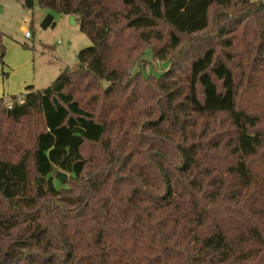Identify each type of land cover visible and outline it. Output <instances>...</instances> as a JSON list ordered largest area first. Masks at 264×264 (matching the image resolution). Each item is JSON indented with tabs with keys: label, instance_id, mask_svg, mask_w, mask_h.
Listing matches in <instances>:
<instances>
[{
	"label": "trees",
	"instance_id": "trees-1",
	"mask_svg": "<svg viewBox=\"0 0 264 264\" xmlns=\"http://www.w3.org/2000/svg\"><path fill=\"white\" fill-rule=\"evenodd\" d=\"M17 1L91 45L0 99V264H264V3Z\"/></svg>",
	"mask_w": 264,
	"mask_h": 264
},
{
	"label": "rangeland",
	"instance_id": "rangeland-1",
	"mask_svg": "<svg viewBox=\"0 0 264 264\" xmlns=\"http://www.w3.org/2000/svg\"><path fill=\"white\" fill-rule=\"evenodd\" d=\"M256 2H263L264 0H253ZM17 0H0V14L3 20L0 19V31L3 32L7 39L3 40L8 54L9 63L17 61L24 62L36 56V80L46 77H52L48 83L42 85L37 81V88L42 90L51 85V83L58 77L60 68L68 67L71 70L78 68L76 59L77 53L91 45L89 39L80 31L78 19H75V25H71L69 17L63 16L62 20L56 19V27L54 29L43 30L40 27V22L46 14L39 8L35 7L31 12L19 11L22 7ZM17 10L15 13L14 10ZM30 19L31 25L28 28L30 34H33L32 39L25 40L23 30V18ZM16 45L17 48L12 49L11 45ZM33 46V47H32ZM20 48V49H19ZM145 62L142 63L143 75L146 77L150 75L157 78L167 68L166 63H159L151 61L150 52H146L144 56ZM151 61V62H150ZM137 70V68H134ZM52 72L55 75H47V72ZM30 72V67H29ZM57 72V73H56ZM26 71L9 72L8 62L5 60L4 65L0 63V77H9L10 85H15L19 79L26 75ZM45 74V75H42ZM37 89V90H38ZM39 118H32L30 120V129L36 125ZM31 132V130H30ZM57 180V179H56ZM58 181V180H57ZM60 184V183H59ZM61 185V184H60Z\"/></svg>",
	"mask_w": 264,
	"mask_h": 264
},
{
	"label": "crops",
	"instance_id": "crops-1",
	"mask_svg": "<svg viewBox=\"0 0 264 264\" xmlns=\"http://www.w3.org/2000/svg\"><path fill=\"white\" fill-rule=\"evenodd\" d=\"M19 4H21V2ZM21 7H22V4H21ZM9 8H11V7H9ZM0 9H1V5H0ZM11 10H14L15 13L17 12V10L14 8H11ZM21 10L26 11L23 8H21L19 11H21ZM42 11L45 12L44 10H42ZM26 12H29V11H26ZM68 17L69 16H66V18H68ZM25 18L26 17H24L23 20ZM58 18H59V20H62L63 16H56V19H58ZM0 19H1V21L3 20L2 14H0ZM0 24H1V22H0ZM22 29H23V27L19 29L20 32L22 31ZM3 35H4L3 40L7 39L4 33H3ZM32 37H33V34H31L29 38L24 37V39L29 40V39H32ZM11 46H12V49L17 48V46L15 44L11 45ZM5 60L8 62V67H9L10 73L20 72L23 70H25L27 73H26V75H24L21 79H19L17 81L16 86L13 85V83H12V85H10L9 77H7L5 79L1 76L0 77V99H5V98H9V97H17L21 94H25V93H27L26 89L28 87H33L34 90H37L38 89L37 88V81L39 83H41L42 85H44V84L48 83V81H50V79H53V76L52 77L47 76V80H46V77L44 76V77L36 80V56L35 55L34 56L32 55V58L30 59V61L26 60L22 63L19 61L15 62V63H9L8 54L6 55V57H4V61ZM29 67H30V72H29ZM64 68H68V67L65 66L63 68H60L61 70H58V72L60 73ZM52 74H53L52 72H49V71L47 72V75H49V76ZM42 75H45V74H42ZM53 75H55V73ZM38 90H40V89H38Z\"/></svg>",
	"mask_w": 264,
	"mask_h": 264
},
{
	"label": "built area",
	"instance_id": "built-area-1",
	"mask_svg": "<svg viewBox=\"0 0 264 264\" xmlns=\"http://www.w3.org/2000/svg\"><path fill=\"white\" fill-rule=\"evenodd\" d=\"M21 2V1H20ZM21 4H22V2H21ZM23 32H24V37L25 38H29L30 37V32H29V30H28V28L30 27V25H31V21H30V19H24L23 20ZM17 102H18V104H21L22 103V99L21 98H18L17 99ZM6 106H7V109H11V107H12V102H10V101H7V104H6Z\"/></svg>",
	"mask_w": 264,
	"mask_h": 264
},
{
	"label": "water",
	"instance_id": "water-1",
	"mask_svg": "<svg viewBox=\"0 0 264 264\" xmlns=\"http://www.w3.org/2000/svg\"><path fill=\"white\" fill-rule=\"evenodd\" d=\"M69 22L71 23V25H75V19L73 16H69ZM56 179L61 185H65L68 182L67 175L62 172H59L58 174H56Z\"/></svg>",
	"mask_w": 264,
	"mask_h": 264
}]
</instances>
